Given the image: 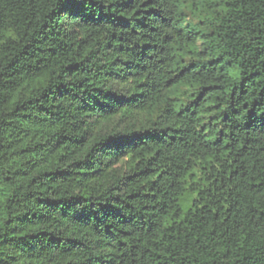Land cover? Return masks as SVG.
<instances>
[{"label":"trees","instance_id":"1","mask_svg":"<svg viewBox=\"0 0 264 264\" xmlns=\"http://www.w3.org/2000/svg\"><path fill=\"white\" fill-rule=\"evenodd\" d=\"M0 264H264V0H0Z\"/></svg>","mask_w":264,"mask_h":264}]
</instances>
